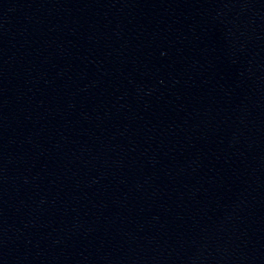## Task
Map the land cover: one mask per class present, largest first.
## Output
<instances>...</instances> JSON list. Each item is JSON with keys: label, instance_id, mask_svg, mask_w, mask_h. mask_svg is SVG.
Returning <instances> with one entry per match:
<instances>
[{"label": "water", "instance_id": "water-1", "mask_svg": "<svg viewBox=\"0 0 264 264\" xmlns=\"http://www.w3.org/2000/svg\"><path fill=\"white\" fill-rule=\"evenodd\" d=\"M234 0H0V264H244Z\"/></svg>", "mask_w": 264, "mask_h": 264}]
</instances>
